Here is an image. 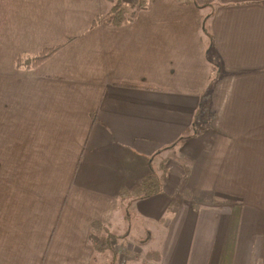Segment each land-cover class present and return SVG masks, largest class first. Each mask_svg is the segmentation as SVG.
<instances>
[{
    "label": "crops",
    "instance_id": "1",
    "mask_svg": "<svg viewBox=\"0 0 264 264\" xmlns=\"http://www.w3.org/2000/svg\"><path fill=\"white\" fill-rule=\"evenodd\" d=\"M111 2L0 0V264H264V0Z\"/></svg>",
    "mask_w": 264,
    "mask_h": 264
},
{
    "label": "trees",
    "instance_id": "2",
    "mask_svg": "<svg viewBox=\"0 0 264 264\" xmlns=\"http://www.w3.org/2000/svg\"><path fill=\"white\" fill-rule=\"evenodd\" d=\"M123 0H116L114 1L112 8L110 10V23L114 25H123L131 22L134 18L133 16H130L131 8H128V10L123 2ZM139 1V2H138ZM146 0H136L134 4L132 5V8L136 6H141L142 8L145 4ZM139 8V9H140ZM135 9V8H134ZM53 50H48L45 52H42L38 56H36V59L34 62L39 63L46 59L50 53ZM164 161L161 160L159 165L156 169L151 168V173L140 182L139 186L134 190H129L128 192H123L120 194V198L122 199L121 205L123 209L127 211L131 204L140 199H145L149 197H153L155 195H158L162 190V177L165 175L166 170L164 167ZM109 233V229H107L105 226H101L97 223L92 225V230L90 233L89 241L91 245L94 247L97 254H106V255H112L113 250V241H114V235L109 233L111 237L107 238ZM113 260H115V257H113Z\"/></svg>",
    "mask_w": 264,
    "mask_h": 264
},
{
    "label": "rangeland",
    "instance_id": "3",
    "mask_svg": "<svg viewBox=\"0 0 264 264\" xmlns=\"http://www.w3.org/2000/svg\"><path fill=\"white\" fill-rule=\"evenodd\" d=\"M114 1H116V0H114ZM135 1H136V0H135ZM138 2H139V1H138ZM113 3H114V2H111V4H113ZM111 7H112V5H111ZM140 7H141V6L138 5V6L134 7V8L137 10V9H139ZM128 8H131V11H132V12H130V16H133L134 13H135V12H133V11H134V8H132V6L127 7V9H128ZM128 10H130V9H128ZM132 213H133V211H132ZM130 221H131L130 223H131L132 225H134V224L136 223L137 220H136V218L133 217ZM132 227H133V226H132ZM131 236H132V240H130L131 242L134 241L135 239H139V237H140V236H136V234H133V235H131ZM109 237H111V235L108 233L107 238H109ZM118 241H119V240H118ZM120 243H121V242H119L118 244H120ZM90 244H91V243H90ZM119 246H120V245H118V247L113 248V252H112V253H115L114 250L117 251V249H118V251H121V248H120ZM115 259L117 260V262L120 261V253L116 254ZM128 263H129V262H127L126 264H128Z\"/></svg>",
    "mask_w": 264,
    "mask_h": 264
},
{
    "label": "built area",
    "instance_id": "4",
    "mask_svg": "<svg viewBox=\"0 0 264 264\" xmlns=\"http://www.w3.org/2000/svg\"><path fill=\"white\" fill-rule=\"evenodd\" d=\"M116 252V254H118V253H120V264H126L127 263V261H128V255H127V253L125 252V251H118V249H117V251H115Z\"/></svg>",
    "mask_w": 264,
    "mask_h": 264
}]
</instances>
